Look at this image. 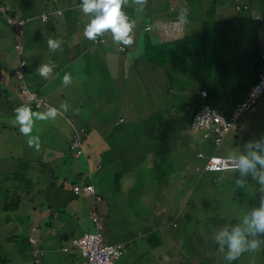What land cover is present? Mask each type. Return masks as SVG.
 Here are the masks:
<instances>
[{"label":"trees","instance_id":"1","mask_svg":"<svg viewBox=\"0 0 264 264\" xmlns=\"http://www.w3.org/2000/svg\"><path fill=\"white\" fill-rule=\"evenodd\" d=\"M15 1L18 3L19 8V0ZM58 1L59 0H25L21 4L19 10L13 8L6 9L3 12L0 11V46H4L5 48L14 47L13 50L15 51V45L19 42L18 36L21 33L23 38V40L21 39L23 59L26 61L23 69L24 80L27 87L43 100L42 105L36 107L34 102L28 103L22 96L21 99L19 97L0 99V119L4 117L14 118L18 115L15 109L21 106H27L30 110L36 111L47 103L46 99L48 97H43L40 91H37L31 86L32 82H35L34 80L36 77L33 62L35 60L34 56L36 55L32 56L27 49L36 46L37 43L41 44V39L44 37L48 38L49 41L50 37L48 34L55 36L54 39L58 36L51 31L52 27L48 28L49 33L45 31L46 26L43 31L44 34L42 31L40 33L37 32V29L41 28L42 24L45 25V23L41 22V14H45L47 20L49 19V15L47 14L48 6H52L53 12L57 15L63 14L64 11L67 15H74V21H76L78 29L85 27L83 18L86 14L81 10L82 0H76L75 2H71V4L69 3V5L67 4L65 10L56 5ZM231 1L232 0H229L230 4ZM2 2L3 0H0V4H2ZM260 2L261 0L254 4L251 0H242V3H240V1L237 0V5L240 7L239 10L235 9L237 6L233 3L230 7H232L234 11L230 16L218 19L204 18L201 27L194 34H187L184 32L176 16H174L173 19L168 18L167 20L166 18L160 17L158 21L160 24H163V26L158 28V30L156 29L159 39H150L147 37L148 39L143 41L142 35H140L141 40L138 35L133 46L136 49L138 47L136 45H138L139 41L141 43V48L139 50H144V54L135 58L131 55L133 52L130 49L131 47L124 45L122 42L119 43L120 47H125L124 50H119L124 54V58L121 60L125 64L124 84L120 93H129L128 102L121 101L124 102L127 109H129V113L126 114L129 120H132L135 126L139 127L136 128L137 131H139L136 133L137 138L134 143H131L134 145L130 146L125 144L121 147L118 145L122 138L126 140L122 132L130 127L129 123L126 122L128 117L115 121L110 119L109 116L108 119L105 118L104 114H102V116L99 114V121L97 123L93 122L92 125L89 124L72 130L70 135H66L65 130L62 128L63 130L60 129L56 136L50 139L52 142L48 141L54 144V150L63 151L65 147L68 146V153H71L74 158H78L85 156L87 144L94 143V136L91 130L98 131L99 143H101V151H99V153L104 155V158L106 157L107 159L105 162L99 161V165L102 163L105 164V166H109L108 164L110 162L117 165H115L112 171L115 174V178L120 177L117 180L118 184L115 185L117 189L116 193L122 190L118 187L123 186V183H125V181L121 183L124 176H128V173L138 169L139 164L143 163V159L146 160V163L150 160L153 162V167L147 169L148 176L145 177L144 181L139 179V176H136L138 178L135 184L138 188H145L143 193L155 192L162 187L166 188L169 185L167 179L173 177L174 172L175 175L178 174V189L174 197L177 195L180 196L178 197L179 204L176 205L174 203V198L172 201L165 199V203L172 208L178 207L179 214L178 216H176V214L173 215L174 218L171 217L168 221L170 222L168 227L170 231H172V227H174V229H176L175 232H183L184 240L182 242V248H178V251H175L176 253L174 255H178L174 258L175 260L170 258L169 261L171 263L184 261L185 264H238L248 251L241 253L235 260L229 261L226 259L229 252L227 235L232 234L236 228H239L247 242L250 243L252 240H256V238L252 237L253 235H250L248 224L245 223V218L247 217L243 215L247 210L252 208L249 203H247V208L244 207V199L248 197L246 182L248 179L253 178L251 170L243 174L237 167L228 170L233 172V175L229 179L232 183L226 184L225 178L224 183H222V188L224 187L225 189L227 185L229 187L231 185L235 193L228 196L225 190H214L219 192L211 195L225 198L230 205L234 203H236L237 206L239 205L238 210L232 209L227 213L225 212L224 221L220 220L221 226H219L218 229H213L214 225L217 223L214 218H211V223L207 224L208 220L202 219L199 221L196 219V221L190 214V211L188 212V205L193 201L191 197L192 193L195 191L204 193L207 187H211L210 185H212V187L218 186L220 183L219 179L223 174L220 175L221 177L218 175L227 172H202L200 168H202L206 158L214 154V152H217L216 147L218 146L215 145L213 137H204L202 132L196 131L194 132L199 133L200 136H195L194 139L189 142L190 144H188V133L191 132V119L193 115L201 109L203 102L215 108L224 117L230 118L237 104L248 98L250 90L259 81L260 73L264 68V17L259 15V11H256L255 8ZM220 4V0H211L210 8L207 6L206 15L207 13H209L210 16L215 14L217 10L216 6L220 13H226V9L221 8ZM133 6L128 7L125 3L122 4V12L127 16L128 22L130 23L134 21V13L136 15L138 11ZM78 7H80L81 10L80 15L77 10ZM153 8H156L155 14L158 15L160 10H158L154 4ZM58 9L60 10L59 13L57 12ZM23 10L25 13L22 15L21 11ZM211 10L212 12L214 11V13H211ZM147 13H151V10ZM81 14H83V17ZM88 15L89 14H87L86 17H88ZM8 17L25 19V23L21 29H15L7 22ZM134 22L135 26L132 31L139 32L140 23L139 21ZM27 23L32 24L31 26L34 30L32 33L27 30ZM38 23H40V25H37ZM141 23L142 26H144V31H150V26L147 25L146 22L141 21ZM147 26L149 28L145 29ZM17 33H19V35H17ZM103 34L98 37H101ZM96 40L98 42L99 39ZM111 50L119 52L116 48ZM28 59H31L32 64L27 63ZM98 69L100 70L98 80L100 78V82L103 83V79L106 77L108 78L109 73L104 56L100 57ZM16 82L17 87H19L21 84L20 80ZM213 86L216 87L217 94L214 95V98L212 96L211 100L213 104H211L207 102V98L209 96V88H212L211 90L214 92ZM102 87L103 86H100L98 83V89H102ZM201 90H204L207 94L205 100L201 98L199 92ZM263 93L264 88L255 98L253 108L246 109L243 113L248 110H256L257 101ZM61 97L63 98V95H61ZM102 97H104V99L101 101V104H111V97L106 90L105 96ZM4 124V122H0V130L5 127ZM139 125L142 128H140ZM239 125H243L240 122V118ZM244 130L234 131L232 138L236 139L245 132ZM187 131L188 133H186ZM75 136H78L81 145L80 147L72 148L71 145L74 143L73 138ZM89 136L90 139L88 142ZM184 136L185 138L183 139ZM30 139L31 137L29 139L22 137L19 141L16 140L13 142L17 144L15 150L3 153L0 152V199L4 200L10 193H16L20 190L25 191L29 194H33L32 196H37V198H39V205L42 208H46L49 217L51 216L49 222L40 224L37 231L33 226V232L31 231L28 236L20 238L21 241L25 243L28 253H31L30 256L32 259L34 258L32 264H37L36 262L40 263L41 260L37 258L35 261V257L32 253L33 245L29 240L30 236H35L36 234V237L39 239L40 237L38 235H40V228L42 230L49 228L51 231L45 230L42 237L45 238L44 240H47L46 235H48V238L53 240L50 243L55 245L53 242H55L56 237L54 235L51 236L54 226H58V224L61 225L62 223L63 229H75L77 219L73 217L74 215L72 214L76 212L70 210L71 214L66 215L68 209L65 207V196L68 194V200L71 201V199L78 195L75 194L72 189V191L66 189L67 183H69L67 177L66 180L60 183V174H54L55 172L52 170H50L51 173H49V175L45 174L46 171L43 168H46L47 163L51 161L50 155L44 153L33 158L31 156H24L22 152L20 153V145L27 141L29 142ZM66 139L70 140V144L67 145L63 142ZM145 140L150 141L151 145H149V147L145 145ZM48 142L46 143L48 144ZM180 142H182L181 148L187 151L186 156L181 160L183 170L181 168H173V162L171 163L168 161V158L171 157L173 147H177ZM42 143H44V141L42 142V140H39L37 144ZM80 148H82V152L76 154ZM127 149H129V151ZM175 149L176 148H174V151ZM38 150H42V148ZM123 151H127L126 156L123 155ZM39 152L40 151H36L35 153ZM249 152V149L244 151L245 157L249 156ZM198 153H201L202 156H198ZM255 153L264 156V148H259ZM234 158L238 161L239 156H235ZM109 159L112 161H109ZM172 169L173 171L168 172ZM184 170L185 172L183 173L182 171ZM71 171H73L72 168H70L68 173H71ZM256 171H261V167L258 163L256 164ZM137 173H140V171ZM165 173L168 177H166ZM205 175L212 176H210L208 180L203 181V176ZM70 176H73L72 185L77 183L87 184L89 182V176L87 174L84 175V173L80 171H75ZM237 181H242L244 186H238ZM133 193L137 192L133 190ZM133 195L134 198L138 196L137 194ZM146 195L149 197L148 194ZM146 199L148 200V198ZM136 203L138 204L136 205ZM136 203L134 208H141L139 215L144 214L146 212L145 205L149 206V204H147L148 202L143 201L140 197V200ZM150 203L153 205L152 200H150ZM29 204L28 202L26 205L22 203V200L16 198L0 206V264H8L9 261L13 260L10 252L6 250V244H4L3 241L7 236L11 239H17L20 230L18 226V223H20L18 215L23 212L22 210L24 208H30ZM52 207L55 208V211L52 210ZM137 212L139 211L137 210ZM13 215H15L16 222L14 221L15 223L13 224L10 223L11 225L8 227ZM26 215H28L27 212ZM147 217L149 218L146 220L147 223L152 224V220H155V218L151 211L147 214ZM176 221L180 222L177 224ZM91 224L92 227L95 226L92 221ZM100 224L101 231L105 232L106 226L103 222V218H100ZM209 225L213 227L210 229ZM20 226L23 228V223L20 224ZM34 231L36 232L34 233ZM80 235L75 238L80 237ZM121 245L125 249V245ZM27 258L30 257L27 255V257L22 260H26Z\"/></svg>","mask_w":264,"mask_h":264},{"label":"rangeland","instance_id":"2","mask_svg":"<svg viewBox=\"0 0 264 264\" xmlns=\"http://www.w3.org/2000/svg\"><path fill=\"white\" fill-rule=\"evenodd\" d=\"M25 0H19V8L18 3H16L15 0H3L2 4H0V10L1 8L5 11L6 9H20L21 4ZM76 0H59L57 2V6L62 8L63 10L66 9L67 4H71V2H75ZM219 1V0H218ZM227 1V2H226ZM240 3H242V0H239ZM155 2V3H154ZM221 8L226 9L225 12H219L218 7L216 6L217 10L216 13L212 16L207 13L206 10L207 6L210 8L211 0H186V1H180V0H146V4L143 6V11H137L136 15L134 13L133 19L134 21H139L140 23V29L139 32L131 31L129 33L130 36L133 37V42L130 45H127L128 47H131L130 49L137 55L141 56L144 53V50H139L141 48L140 42L138 41V46L135 50L134 44L135 40H137L138 35L141 40L140 35L143 37V41H146L149 37L159 39L157 36V30L163 24H160L158 19L161 18H168L173 19L174 16L178 18L181 9L187 8L189 11L187 13V22L181 23V26L183 28V31L188 34H194L198 31V29L201 27L202 20L204 18H224L230 16L234 9L230 7L231 4L234 3L235 6H237V0H232L231 4L229 0H220ZM252 3H258L259 0H251ZM128 7L133 6L137 10L141 8V4L137 2V0H124V2ZM157 3V5H156ZM214 3V2H213ZM153 4L155 7H157L158 10H160V13L157 15L155 14V9L153 8ZM213 6V5H212ZM215 7V5H214ZM229 7V8H228ZM134 8V9H135ZM220 9V8H219ZM236 9V8H235ZM49 15V19L45 23L42 24L41 28L37 29V32L40 33L44 31V28L46 25H50L52 27L51 31H53L58 36L55 38V36H52L50 34V39L59 40L61 41V45L59 48L52 50L49 48L48 44V38L41 39V44H36V46H32L28 48V52L34 56V49H43L45 50L44 53L41 56H34V59L38 61L42 66L48 65V67L51 69V71L48 73L47 78L51 76L49 79V82L42 86L40 89V93L43 94L42 96L46 98L45 92L51 91L55 94L56 97L53 98H47V104L43 105L41 108H39L36 111L31 110V131L28 135H24L20 132L21 125L17 122L16 117L14 118H2L0 119V122H4V128L0 130V152H8L13 151L16 149L17 144H14V141H19L22 137H25L26 139H29L31 137V146L29 145V142H25L24 144L20 145L19 148L20 153L22 152L24 156H31L33 158H36L40 156L41 154L47 153L50 155L51 161L47 163L46 168H43L46 171V175H49L51 173L50 170L55 172L54 174H60L61 179L60 183L63 182V180H66V177L68 178L69 183H67V188L71 190L72 188V175L75 171H80L81 173H84V175L88 174V172L91 175L92 184L94 185L97 193L101 195V201L96 200V196H84L82 194H78L75 198L68 200V194L65 196L66 203L65 207L68 209L66 211L67 214H71L70 210L72 207H77L80 210L77 213H74L73 217H75L76 220V228L67 230L63 229V224H58V226H54V229L52 231L51 236H55V247L53 246L52 251H45V254H39V247L37 245L38 237L35 234V236H30V242L33 245L32 253L33 256L37 259L39 258V255L41 259H43L44 264L45 261L50 260V262H46L47 264H74L75 259L71 253H75V256L79 255L78 249L76 250L75 247L70 248L68 252H64L65 249L63 248V252L60 250L61 245H68L72 237H76L80 234H82L85 231H91L94 230L92 227L91 221L89 219V216L94 213L92 211L93 207L96 209V211H102L106 214V217L103 218V222L107 228L114 227L116 223L121 224L123 227L128 228L129 231H134V224H138V228L135 230V232L138 233V230L142 227L144 223H147V215L146 214H140L139 209H134V205L137 201L140 200V197L137 196L134 198V195L132 193L127 194L126 189L130 188L131 186L135 185V174L138 171L146 170L148 168L153 167V162L150 160L144 165H139L138 169H135L134 172L128 173V176L124 177V186H121V191H117L115 188L116 180H115V174L112 172L113 168L116 164L112 165V162H108V165L111 166H103L102 169H99L97 166L99 164V161H106V157L104 158V155L99 153L101 151V147L99 143V132L93 131L94 136V143H89L86 145V152L85 156H81L78 158H74V156L70 153H68V149L66 146L63 151L54 150V144L49 143L54 136H56L57 132L62 128L65 129L68 127V130L65 131L66 135H70L72 133V130L81 128L85 125H92L93 122L99 121V114H104V117L108 119V116L110 119H113L115 121L121 120V118L128 117L126 114L129 113V109H127L126 104L122 101L129 100V93L128 94H122L120 93V90L124 84L122 79L120 78L121 71L118 70V67L121 63V58L124 55L119 50H124L123 48L117 44V41L114 39L113 33L111 30H107L104 32V34L101 37H97L96 39H99V42H94L93 40H89L84 36V28L78 29L75 17L74 15H67L65 14V11L61 15H57L53 12L52 6H48L47 8ZM78 12L80 15V7H78ZM149 10H151V13H147ZM221 10V9H220ZM256 11H259V15L264 17V0H261L260 4L256 6ZM254 11V12H256ZM22 15L25 13V11H21ZM211 13H214V11ZM145 14V15H144ZM83 17V14H81ZM87 15V14H86ZM86 15L83 18V24L87 25L90 23L91 19L94 18L93 14H89L88 17ZM144 15V16H143ZM17 19V18H16ZM44 21V20H41ZM141 21H144L147 23V25L150 26V31H144ZM32 24L27 23V30L31 31V33L34 31ZM22 28V27H21ZM20 28V29H21ZM157 29V30H156ZM47 33L49 31L45 30ZM45 32V33H46ZM165 32V31H164ZM263 33H264V25H263ZM44 34V33H43ZM19 35V33H17ZM42 35V34H41ZM22 35L18 36L19 44H21ZM22 45V44H21ZM76 46V47H74ZM110 46V47H109ZM74 47V48H73ZM65 48H70L75 50V55L71 57L70 51H67ZM112 48L118 49V53L115 51H112ZM7 51H9L10 57L13 58V63H16V52L13 50V48H7ZM102 56L111 57L113 59H116L118 61L117 64L113 63V72L110 71L109 65L107 64V67L109 69L108 78L103 79V83L100 82V78L98 80V76H100V70L98 69L99 60ZM110 53V55H108ZM2 62V61H1ZM7 66V65H6ZM3 66L0 68V96L3 95L2 90L9 87L11 85V78L12 72L9 67ZM15 71V70H14ZM99 73V75H98ZM14 74V72H13ZM66 74H70L71 76V83L65 85L63 83L64 76ZM124 75V74H123ZM40 76L43 78H46L45 76H42L39 73ZM125 78V77H124ZM16 80V78H15ZM17 81V80H16ZM98 83L100 86H103L102 89H98ZM110 85V86H108ZM208 89V88H207ZM212 88L208 89L209 96L207 98V102L213 104L212 96L214 98V95L217 94V89L215 86H213L214 92L211 90ZM105 90L108 92V95L111 97V104L105 105L101 104V101L104 99L105 96ZM100 92V94H99ZM120 93V94H119ZM63 95V98L61 97ZM15 96L19 97L21 99V95L18 92V87L16 89V92H13L11 95H7L4 97V99H8L10 97ZM122 100V101H121ZM56 109V115L55 117L47 116L46 114L49 112V109ZM46 117V118H44ZM126 122L129 123L130 127L126 129V131L122 132V135L125 136L126 141L124 138L120 140L118 145L121 147L122 145H134L131 143H134L137 133L138 126H135V123L132 120H129V117L126 119ZM240 122L246 127L242 135L239 137L232 138V134L234 132H231L230 134H227L225 138L222 141V144L218 147H216V151L214 154L217 156H244V151L249 149L250 152H257L258 147L255 145L262 144L264 146V93L259 97L257 101V107L256 110H248L245 113H243L240 116ZM52 124V125H50ZM15 127H14V126ZM69 125V126H68ZM140 126V125H139ZM140 128H142L140 126ZM191 132L186 133L189 134V142L194 139L195 136H200L199 131L194 132L190 129ZM91 132V133H92ZM185 136L183 137V139ZM90 136L88 138L89 142ZM181 139H182V133H181ZM9 140V141H8ZM39 140L44 141L42 144L39 143ZM49 141V142H48ZM37 142V143H36ZM48 142V144L46 143ZM52 142V141H51ZM63 142H65L67 145L70 144V140L66 139ZM249 145H252L251 148H249ZM171 146V144H170ZM182 142L177 147H173V151H171V157L168 158V161L171 163L173 162V168H181V160L186 156V150L182 149ZM42 150H38L41 149ZM174 148L175 151H174ZM264 148V147H261ZM145 150V149H144ZM36 151H40L39 153H35ZM33 152V153H32ZM125 152V151H124ZM109 161H112L109 159ZM70 163V167H69ZM117 166V165H116ZM70 168L73 169L71 173H68ZM118 168V167H117ZM138 170V171H137ZM183 170V169H182ZM58 171V172H57ZM172 170H169L168 172H171ZM175 171V170H174ZM167 172V173H168ZM183 173L185 172L182 171ZM210 174V173H208ZM223 174L221 177L220 175ZM166 175V173H165ZM233 175L232 171H227L225 173H220L218 176L221 178L220 183L216 187H207L204 193H200V191H195L192 193L191 197L193 198L192 203L188 205V212L190 211V214L192 217L196 220L201 221L202 219L208 220L207 224L211 223V218H214L216 220V224L214 227L212 225H209V228L213 227L214 230L218 229L219 226H221L220 220L224 221L225 212H229V210L236 209L238 210L239 205L237 206L236 203L229 204L225 198L221 197H214L211 196L214 193H218L214 190H225L227 195L231 196L235 193V190L233 187H230L227 185L224 189L222 188V183H224L226 178V184L232 183L229 179ZM212 175H205L203 176V181L208 180ZM166 177H168L166 175ZM178 174L173 177H169L167 181L169 182V185L166 187H162V195L166 193L168 195V200L172 201L174 198V203L178 201L176 197L177 192V185H178ZM90 178V176H89ZM166 181V179H165ZM164 181V182H165ZM82 182V181H80ZM234 183V182H233ZM235 184V183H234ZM65 189V190H66ZM246 191L248 193V197L244 199V207L247 208L248 204L252 207L250 210H247L245 215L249 220L252 217L253 211L259 210L261 207V202L264 201V185H261L259 182V177L256 178H250L246 182ZM158 192V191H157ZM156 193V192H155ZM210 193V195H209ZM33 194H29L25 191H19L10 193L4 200L0 199V206L4 203H8L13 199L19 198L22 200V203L28 204L30 203V208H24L22 213L18 215V220L20 223H18V226L20 228L18 232L17 239H11L10 237H6L3 241L4 244H6V250H8L12 256V261H9L8 264H19L20 260L24 257H27L28 249H26V245L24 242L21 241L20 238H24L25 236H28L30 232H33V229L35 228L37 231V228H39L40 224H44L47 222V220H50L49 213L46 208H42L39 205V198L37 196H32ZM97 195V196H99ZM207 196V197H206ZM166 197V196H165ZM32 199V200H31ZM128 199V202L125 200ZM239 199V198H238ZM165 199H163L164 201ZM117 201H122L118 204ZM250 201V202H249ZM138 203H136L137 205ZM146 206V205H145ZM152 204L149 205L150 208H152ZM236 207V208H235ZM241 207V206H240ZM77 208H73L77 210ZM82 209V210H81ZM148 210V213L150 212L149 208H146ZM177 209V207H176ZM52 210L55 211V208L52 207ZM137 210L139 212H137ZM171 210V207H170ZM178 210V209H177ZM176 210V211H177ZM74 211V210H73ZM95 211V212H96ZM179 211V210H178ZM26 212L28 215H26ZM12 213V212H10ZM43 213H46L43 217ZM2 214V213H1ZM145 217L144 219H140L138 217ZM250 216V218H249ZM43 219V222H42ZM52 219V218H51ZM196 220V221H197ZM15 221V215H13L12 220L9 222V226ZM49 222V221H48ZM160 222L162 223V227L165 228L166 234H170V228L168 227V220H166L165 217L160 218ZM11 223V224H10ZM23 223V228L20 226V224ZM133 224V225H132ZM17 226V225H16ZM34 226V228H33ZM15 227V226H14ZM249 227V225H248ZM12 229V228H11ZM173 230H176L172 228ZM41 230V228H40ZM34 231V233L36 232ZM158 235L159 233L157 231ZM250 235L251 232L249 231ZM58 237V239H57ZM60 237V238H59ZM253 238H256V240L264 241V233H256V235L252 236ZM260 237V238H259ZM50 239V238H49ZM48 240V238H47ZM51 240V239H50ZM20 241V242H19ZM164 241V240H163ZM48 242V241H46ZM52 242V241H50ZM19 245H17V244ZM22 243V244H21ZM147 243H149V239L145 238L141 241L139 244V248H142L143 251H147ZM50 243L45 244V246H49ZM146 246V248H145ZM174 247V246H172ZM178 248H182V240H180V243L178 247L174 250L178 251ZM162 248L157 247L155 248L154 255L150 256V261L152 264H185L183 262H177V263H171L168 259L165 260V251H159ZM163 249H165V246H163ZM176 253V252H175ZM26 254V256H25ZM184 254V253H183ZM24 256V257H23ZM80 256V255H79ZM178 255L172 254L170 258L177 257ZM147 257V256H146ZM150 263V262H149ZM264 264V243H261L260 247H258L255 251H248L246 255L241 259L238 264ZM20 264H32L28 259L23 261ZM37 264H42L37 263ZM141 264H146L144 259H141Z\"/></svg>","mask_w":264,"mask_h":264},{"label":"crops","instance_id":"3","mask_svg":"<svg viewBox=\"0 0 264 264\" xmlns=\"http://www.w3.org/2000/svg\"><path fill=\"white\" fill-rule=\"evenodd\" d=\"M46 21H41V22H46ZM37 25H40V23H38ZM49 27H50V25H46V30L47 31H48ZM118 43H120V42L117 41V44ZM74 47H76V46H74ZM6 49L7 48H5L4 46H0V68L7 65L6 67H9L10 69H12L11 72H12L13 78L10 79L12 81L11 85L9 87L5 88L4 90H2L3 95L0 96V99H4V97H6L7 95H11L13 92H16V89H17L16 80H18V79L14 76L13 72L17 68L18 59L19 58L23 59V51H22V54L18 55L17 51L15 50L17 59H16V63H13V58H12V56L10 57L9 51H7ZM13 49H14V47H13ZM22 49H23V46H22ZM65 49H67V51H70V52L73 51L72 53H70V55H72L71 57H73L76 54L75 53L76 49L75 50L71 49L72 51L70 50V48L69 49L65 48ZM34 50H35L34 51V53H35L34 55H36V56H41L44 53V51H45L43 49H36V48ZM135 50L137 51V49H135ZM116 53H118V52H116ZM102 55L103 54L101 53V57H102ZM108 55H110V53ZM131 55H132L133 58L137 57V55L134 52H132ZM123 58L124 57L122 56L121 59H123ZM104 59H105L106 63L109 65L110 71L113 72V63L117 64L118 61L116 59L111 58V57H107L106 55L104 56ZM27 61H28L27 63H31V59H28ZM120 61H121V63L119 65V67H118V70L121 71L120 78L124 82V75L123 74H124V65L125 64H124V62L122 60H120ZM33 62H34V68H35V74H36L35 76L36 77H35V80H34L35 82H32L31 86H32V88L36 89L37 91H40L42 86L49 82V79L51 78V76H49V78H47V77L46 78H44V77L42 78L40 76V78H39V73H40L39 69L41 68L42 65L36 60H34ZM15 78H16V80H15ZM45 94H47L46 97H48V98L49 97L50 98L56 97L55 94L52 92V90L49 91V92L46 91ZM41 95H43V94H41ZM14 97L15 96H13V97L11 96L10 98H14ZM53 109H55V108H53ZM245 129H246V127H245ZM64 130L65 131L68 130V127H66V125H65V129ZM137 132H139V131H137ZM144 143L148 147H149V145H151L150 141H148V140L147 141L145 140ZM127 150L129 151V149H127ZM123 155L126 156L127 155V151L126 152L123 151ZM145 163H146V160L143 159V163H140L139 165H144ZM112 165H114V164H112ZM99 166H100V168H99ZM103 166H105V164L101 163V165L98 164L97 167L99 169H102ZM109 166H111V165H109ZM87 175L90 176V178H88V181L89 182L91 181V183H92L90 173L88 172ZM136 176H139V179H142V181H144L145 177L148 176L147 169L146 170H141L140 173H136L135 174V178H134L135 182H136V180L138 178ZM124 177H126V176H124ZM118 178H120V177L115 178V180L117 181ZM122 182H124V180H122L121 183ZM116 184H118V183L116 182ZM123 186H124V183H123ZM118 188H121V187L119 186ZM133 190H135L137 193H133ZM143 190H145V188L144 189L138 188L136 186V184H135V185L131 186L130 188L126 189V192H128L127 194H130L129 192H131L133 194H137L138 196H140L143 199V201H147L148 202L147 204H149V205L151 204L150 200H152V202H153L152 208H150L147 205V206H145V209L149 208L150 211L153 213L154 218H155V220H152L153 223L152 224L144 223L142 225V227L138 230V233L135 232V230L139 227L138 224H136V225L134 224L135 230L134 231H129V232H128V228L123 227L119 223H116L114 225V227L112 226L110 228H107V227L105 228L104 235H105V242L106 243H109V244H124L125 245V253H124V255L122 257H120L115 262V264H141V259H144L146 264H152L151 261H150L151 260L150 256L156 254L155 253V248H157V247L162 248L159 251H163V253L165 251V257H167L168 260H170L171 255L175 254L174 250L178 247V245L180 243V240H182V242L184 240V233L181 232V231H176L175 232V230L172 229V231H170L171 233L169 235L164 233L165 232V228L162 227V223L160 222V218L161 217H165L166 220L169 221L171 219V217L174 218L173 215L176 214V216H178V214H179L178 207H177L178 210L176 208H172V207H171V210H170V206H168L165 203V200L163 201V198L164 199L168 198V195L166 193H164V195H162V188L159 189L158 192L155 191L156 193L155 192L143 193ZM99 194L97 193V191L95 189V193L93 194V196H96V200L100 202V197H102V196L99 195ZM146 194H148L149 197ZM176 194H177V192H176ZM97 195H99V196H97ZM89 196H92V195H89ZM178 197H180V196L177 195L176 199H178ZM146 198H148V200ZM125 201L128 202L127 199ZM117 202L119 204L122 201H117ZM176 203L179 204V200L176 201ZM178 204H176V205H178ZM133 207H135V206H133ZM73 208H77V207L73 206L72 209H71V210H74V212H76V213L80 210L79 208H77V210H75ZM139 210L141 211V208ZM92 211L95 212L96 209L93 207ZM99 213H100V211H99ZM102 213L105 214L104 212H102ZM149 213H148V210L146 209V212L144 214L147 215ZM44 215H46V213H43V217H44ZM104 217H106V214H105ZM138 217L140 219H144L146 216L145 217H140L138 215ZM48 221L49 220H47L46 223H48ZM42 222H43V219H42ZM178 222H180V221H176L177 224H178ZM169 224H170V222H168V225ZM172 226H173V224H172ZM172 228H174V227H172ZM45 230H47L49 232L51 231V229H49V228H45ZM45 230L41 229L40 230V235H38L40 238L38 239V242H37V245L39 246L37 248L40 249L39 251H41V254H43V253L45 254L46 250L52 251L53 249H55V248H53L54 245H52V243H50V241H53V240H50L48 238V235H46L48 240H44L45 238L42 237V235H43ZM157 231L159 233H161V234L158 235ZM145 238L149 239V243H147V245H146L147 246V251H143L142 248H139V246H140L139 244ZM73 239H75V237H72V239L70 240L68 245L61 246L60 250L63 252V248H64L65 249L64 252H68L70 250V248L75 247V246L72 245ZM46 241H48V242H46ZM48 243H50L49 246L48 245L45 246V244H48ZM146 246H145V248H146ZM163 246H165V249H163ZM172 246H174V247H172ZM76 250H77V248H76ZM26 253L30 257V258H27V259H29V261L32 263L34 261V258L32 259V257L30 256L31 253L30 254L28 252H26ZM71 255L74 258L77 257L75 259V261H74V264H84L80 253H79L80 256L79 255L75 256L74 252L71 253ZM39 258L41 260L40 262L42 264H44L43 259H41V257H39ZM23 259H25V257ZM23 261H25V260L21 259L19 264L22 263ZM35 261H36V258H35ZM47 261L50 262V260H47ZM47 261H45V264H47L46 263ZM36 263H38V262H36Z\"/></svg>","mask_w":264,"mask_h":264},{"label":"built area","instance_id":"4","mask_svg":"<svg viewBox=\"0 0 264 264\" xmlns=\"http://www.w3.org/2000/svg\"><path fill=\"white\" fill-rule=\"evenodd\" d=\"M239 9L240 7L237 5L236 10ZM0 11L3 12L4 10L1 8ZM57 12L59 13L60 11L58 10ZM41 20H47L45 14L41 15ZM7 22L15 29H20L23 27L25 19L8 17ZM148 28L149 27L147 26L145 29ZM15 50L18 55L22 54V45L19 44V42L15 45ZM25 64V60L19 58L17 61V68L14 71V76L21 82L18 87L19 94L28 103L34 102L36 107H40L43 100L38 97L34 91L27 87L24 80L23 69ZM263 88L264 68L260 73L259 81L250 90L248 98L237 104L230 118L224 117L215 108H212L203 102L201 109L192 117L190 123L191 128L195 131L202 132L204 137H213L215 145H221L227 134H230L232 131H242L245 129L243 125H239V116L246 109L253 108L254 100ZM200 95L202 99H205L207 96L204 90L200 91ZM198 118H202L203 122L198 123ZM73 141L74 143L71 145L72 148L80 147L81 144L78 136H75ZM80 152H82V148H80L76 154H79ZM198 156H202V154L198 153ZM227 158L228 157L226 156H217L212 154L206 158L202 168L200 169L202 172H214L236 168L230 165L234 162H238L237 159L229 161ZM71 189L77 195L82 194L84 196H89L95 193L94 186L91 183L85 185L74 184ZM90 220L95 224L93 227L94 230L85 232L84 234H81L80 237L73 239L72 245L78 249L84 264H115V262L124 254L125 249L121 244H109L105 242V235H103V232L101 231L99 214L95 212L92 213ZM39 253H41V251H39Z\"/></svg>","mask_w":264,"mask_h":264},{"label":"clouds","instance_id":"5","mask_svg":"<svg viewBox=\"0 0 264 264\" xmlns=\"http://www.w3.org/2000/svg\"><path fill=\"white\" fill-rule=\"evenodd\" d=\"M123 2L124 0H82V12H84L85 14H94V18L91 19L90 23L85 25L83 33L84 36L87 39L93 40L97 43L96 38L99 35L103 34L106 30H111L116 41L122 42L124 45H130L133 42V37L130 36L129 33L134 28L135 22H128L127 16L122 12ZM137 2L141 4V8L138 9V11H143V6L146 4V0H137ZM188 11L189 10L187 8L181 9L180 14L178 16V21L180 23L187 22ZM48 44L50 49L55 50L60 47L61 41L49 39ZM122 48L123 47H121V49ZM50 71L51 69L48 67V65H43L39 69L40 74L45 77H47ZM63 83L65 85L71 83L70 74H66L64 76ZM15 111L18 113L16 120L21 125L20 132L24 135H28L31 131L30 117L32 113L30 108L27 106H21L20 108L15 109ZM46 115L54 118L56 115V109H49V112ZM202 122V118H198V123ZM29 145L31 146V140H29ZM255 146L258 148L264 147L262 146V144H257ZM251 147L252 145H249V148ZM227 159L229 161L235 160V158L231 156H229ZM257 163L261 167L260 172L256 171ZM230 166L239 168L242 174L247 173L249 170H251L253 173V178H256L258 176L259 182L261 183V185H264V156L257 155L255 152H249L248 157L241 156L239 157L238 162H234ZM228 170L231 169L214 172L217 173ZM88 183H91V181ZM77 184L85 185L82 183ZM237 185L240 187L244 186L242 181H237ZM95 213L99 214L100 218H104L105 216L102 211H100V213L99 211H96ZM245 223L249 225V231L252 235H256V233L258 232L264 233V201L261 202V207L259 210L253 211L250 220L248 218H245ZM227 243L229 245V252L226 256V259L232 261L238 258L244 251H255L258 247H260L261 243H264V241L257 239L252 240L249 243L244 239L241 230L239 228H236L232 234L227 235ZM164 259L167 260L168 258L165 257Z\"/></svg>","mask_w":264,"mask_h":264}]
</instances>
